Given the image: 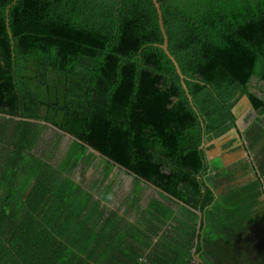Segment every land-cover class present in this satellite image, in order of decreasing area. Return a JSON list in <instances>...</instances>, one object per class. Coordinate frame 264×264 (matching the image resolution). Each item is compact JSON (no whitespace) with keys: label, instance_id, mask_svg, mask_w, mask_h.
I'll return each mask as SVG.
<instances>
[{"label":"trees","instance_id":"obj_1","mask_svg":"<svg viewBox=\"0 0 264 264\" xmlns=\"http://www.w3.org/2000/svg\"><path fill=\"white\" fill-rule=\"evenodd\" d=\"M158 1L181 75L153 0H0V264H264V153L208 157L260 145L234 108L264 115V0ZM92 153L163 200L107 209L71 178Z\"/></svg>","mask_w":264,"mask_h":264},{"label":"rangeland","instance_id":"obj_2","mask_svg":"<svg viewBox=\"0 0 264 264\" xmlns=\"http://www.w3.org/2000/svg\"><path fill=\"white\" fill-rule=\"evenodd\" d=\"M239 109L240 115L246 117L248 120H252L257 113L253 110V108L244 107L243 105L238 107L237 112ZM58 137H61V139L52 159V164L55 167H59V165H61L68 153V149L72 143V140L68 136H60L56 130L45 128L41 137L42 142L38 144L35 150L37 153L44 152L51 147L53 142ZM236 137L239 138V136L234 134L230 136V139L222 141L221 143L219 142V147L211 150L213 154L217 155L216 157H212V160H222L225 166L233 164L231 162L237 159L238 161L246 160L245 162L248 163L250 161V156L249 154L244 156L242 154L244 153V149L238 148L240 146L237 147L239 140L230 148L227 146L224 147L225 144L228 143V140ZM220 150H224V153L218 155ZM225 152H228V154ZM92 154L94 156L89 159L90 167L86 166L87 169L83 172L82 167L86 164L83 163L73 166L71 178L81 184L85 189L90 190L96 196H99V194L109 188V198L108 200L103 201V205L107 209L119 210L121 214H125V212H127L126 216H128L130 220H133L134 212L129 208L133 205L137 196L139 197L141 204L144 206L147 205V203L153 198L163 200L156 190L141 184L137 186L134 178L127 175L119 168H114L109 178L104 180V160L98 156V154ZM248 177L249 176H244L243 179ZM170 205L173 208L178 209V207L174 204ZM202 263L206 264L204 259L202 260Z\"/></svg>","mask_w":264,"mask_h":264},{"label":"water","instance_id":"obj_3","mask_svg":"<svg viewBox=\"0 0 264 264\" xmlns=\"http://www.w3.org/2000/svg\"><path fill=\"white\" fill-rule=\"evenodd\" d=\"M153 3H154V5H155L156 8H157L158 15H159V21H160V27H161L162 32H163V34H164V39H165V41H164V44H163L162 47H163V49L165 50V52L167 53V55L172 59V61L174 62L175 66H176V68H177L178 73H180V75H181V70H180V68H179V65H178L177 61H176L175 58L169 53V50H168V44H169V41H168V36H167V34H166V31H165V26H164V21H163V17H162V11H161V5H160V3H159L158 0H153ZM240 105H244V106H248V107H253L251 101H250L249 98H248V96H246V95L243 96V98L240 100L239 104L234 108V111H235V113H236L238 119L240 118V115H239V112H237V109H238V107H240ZM238 124H239V120H238ZM239 126H240V125H239ZM234 134H236V135L238 136L236 129H233V130L231 131V133H229V134H227L226 136H224V137L218 139V140H217L218 142L215 141V142H214L215 146H216V147H219V144H220L222 141H225V140L229 139L230 136H231V135H234ZM239 141H240V140H239ZM219 142H220V143H219ZM212 155H213L212 151L208 152V157H209L210 160L212 159V158H211Z\"/></svg>","mask_w":264,"mask_h":264},{"label":"crops","instance_id":"obj_4","mask_svg":"<svg viewBox=\"0 0 264 264\" xmlns=\"http://www.w3.org/2000/svg\"><path fill=\"white\" fill-rule=\"evenodd\" d=\"M259 94V96L260 97H263V95L259 92L258 93ZM244 106V105H243ZM244 107H248V106H244ZM252 108V107H251ZM239 115H240V109H239ZM255 112H257L256 114H255V116H254V118L252 119V120H248L246 117H243V116H241L240 118H239V125H240V127H241V129L242 130H245L247 127H248V125L252 122V121H254L255 119H257V118H263V120H264V115H261L260 113H259V111H255ZM262 129H264V128H262ZM262 129H260V132H262ZM240 140V139H239ZM239 143H238V145H237V147L238 146H240V148H243L244 149V153H242L244 156H246V155H248L249 154V156H252L256 161H257V159L259 158V160H261V154L262 153H264L263 151H264V132H263V135L261 136V142H260V145L258 146H255V149H254V151H253V153H251V152H249V151H247L246 150V148H245V146H244V144H243V141H242V139L240 140V141H238ZM243 144V145H242ZM218 147H216V149H217ZM222 153H224V150H220L219 151V154L218 155H221ZM225 153H227L228 154V152H225ZM230 153V152H229ZM216 157L217 155H215V154H213L212 156H211V158L212 157ZM213 159V158H212ZM211 159V160H212ZM234 160V159H233ZM238 161V159L237 160H234V161H232L231 163H235V162H237ZM256 167H259L257 164H256ZM251 177H254V175L253 174H251ZM262 178L264 179V176H263V174H262ZM262 200H264V197H262Z\"/></svg>","mask_w":264,"mask_h":264}]
</instances>
